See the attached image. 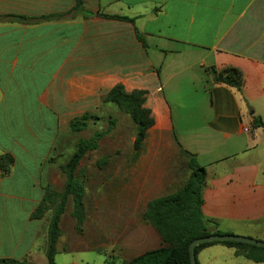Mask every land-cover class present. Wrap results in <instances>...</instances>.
<instances>
[{
    "label": "crops",
    "instance_id": "1",
    "mask_svg": "<svg viewBox=\"0 0 264 264\" xmlns=\"http://www.w3.org/2000/svg\"><path fill=\"white\" fill-rule=\"evenodd\" d=\"M0 15L33 19L0 22V156L14 158L0 167V259L48 264L49 214H34L65 184L58 154L73 119L111 114L100 145H134L133 122L102 103L117 85L145 91L154 119L130 160V204L86 217L75 245L62 219L58 254L102 249L129 263L165 247L144 215L188 180L183 155L206 170L210 230L264 241V0H0ZM211 67L240 70L243 88L216 83ZM197 262L264 264L222 244Z\"/></svg>",
    "mask_w": 264,
    "mask_h": 264
},
{
    "label": "trees",
    "instance_id": "2",
    "mask_svg": "<svg viewBox=\"0 0 264 264\" xmlns=\"http://www.w3.org/2000/svg\"><path fill=\"white\" fill-rule=\"evenodd\" d=\"M80 3L74 9L76 12ZM86 15H88L86 13ZM62 15L45 16L39 20L59 19ZM114 19L128 20L123 17H114ZM9 22H32L22 16H1V21ZM142 43L145 42L140 37ZM216 83L226 84L228 86L241 90L244 86V77L240 70L227 67L223 70H217L214 67L209 69ZM146 92L134 91L128 93L122 85L115 86L103 98L102 103L116 106L122 113L127 114L137 125V133L133 149L137 154L141 151L146 139L147 132L154 126L152 112L145 105ZM93 118L91 113H86L81 117L73 119L70 128L73 133L85 131L90 120ZM111 126L115 121L111 120ZM111 130V129H110ZM109 131L95 132L90 139L79 140L76 151L70 161L61 167V172L65 176L64 189L61 193L47 191L42 204L37 208L34 218L40 219L47 213V204H55L48 222V243L46 248V257L48 264H56L55 257L58 254L57 244L61 236V222L66 212V206L70 199L73 201L72 216L76 220L77 229L86 221L85 212V187L84 182L77 175V169L89 152L99 149L101 140ZM104 157L100 162L106 160ZM99 162V163H100ZM14 164V158L11 155L0 156V167L7 173L9 167ZM188 168L190 175L185 184L176 192L152 200L147 207L144 215V221L154 227L163 238L166 246L157 250L147 252L127 264H190L189 245L192 241L207 237L212 234L222 233L210 230L212 220L206 219L202 212L203 189L206 183V170L202 167L196 158L189 155ZM222 244L227 247L235 248L237 254L246 257L254 262H264V247L249 245L237 242H214L198 246L195 249L196 259L198 253L204 248ZM0 264H31L28 261H18L14 259H0ZM196 264L198 262L196 261Z\"/></svg>",
    "mask_w": 264,
    "mask_h": 264
},
{
    "label": "rangeland",
    "instance_id": "3",
    "mask_svg": "<svg viewBox=\"0 0 264 264\" xmlns=\"http://www.w3.org/2000/svg\"><path fill=\"white\" fill-rule=\"evenodd\" d=\"M107 114L108 113H106V115ZM110 115L111 114H108L106 117L101 118L99 114H94L85 131L74 133V136H67L64 139V145H61L58 154V159L63 163L62 167L70 161L72 155L76 151L79 140L90 139L93 134L99 132L101 128L102 131H104L110 127V122L112 120V115ZM122 115L125 119L131 120L127 114L122 113ZM133 125L134 133L136 134L137 125L134 122ZM123 133H125V131ZM109 137L112 139L115 136L110 135ZM104 157H107L106 160L100 162ZM132 157H136L133 145H114L113 140H108L105 144L100 145L98 150L89 152L82 160L77 169V175L84 182V203L87 221H97L99 217L98 209H108L110 207L127 206L130 204V160ZM188 160L189 158L184 155L176 158L177 169H179L181 174H184L185 177H187L186 175L190 171L188 168ZM62 178L65 180L63 174ZM60 186L61 184H59V188L51 189L50 191L53 193H61L64 189V185H62L61 188ZM55 206V204H47V213L49 216L52 214ZM72 212L73 201L70 199L63 216L62 226L64 235H71L73 240L69 242L75 245L78 242H76V238L79 237L78 234H81L82 231L77 229L76 220L72 216ZM107 217H109V215H107ZM114 224L115 222L112 219V231H114ZM80 241H82V239H80ZM55 262L56 264H71L72 262H77L79 264H127L116 260L111 251L102 249L100 251L90 250L88 252L77 250L73 253L61 251L55 257Z\"/></svg>",
    "mask_w": 264,
    "mask_h": 264
},
{
    "label": "water",
    "instance_id": "4",
    "mask_svg": "<svg viewBox=\"0 0 264 264\" xmlns=\"http://www.w3.org/2000/svg\"><path fill=\"white\" fill-rule=\"evenodd\" d=\"M214 242H237V243H245L249 245H255L258 247H264V241H258L252 238L235 236V235H228V234H212L207 237L199 238L191 242L189 245V256H190V264H196V253L195 249L207 243H214Z\"/></svg>",
    "mask_w": 264,
    "mask_h": 264
}]
</instances>
